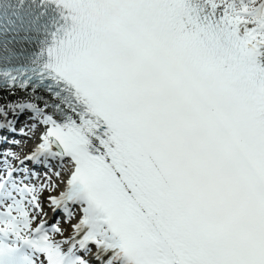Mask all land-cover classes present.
<instances>
[{
  "label": "snow or ice",
  "instance_id": "6c2138e0",
  "mask_svg": "<svg viewBox=\"0 0 264 264\" xmlns=\"http://www.w3.org/2000/svg\"><path fill=\"white\" fill-rule=\"evenodd\" d=\"M0 50V83L53 101L0 129L45 125L25 159L67 162L49 200L80 209L68 240L33 228L3 152L0 264H264V0H0Z\"/></svg>",
  "mask_w": 264,
  "mask_h": 264
},
{
  "label": "bare ground",
  "instance_id": "6f19581e",
  "mask_svg": "<svg viewBox=\"0 0 264 264\" xmlns=\"http://www.w3.org/2000/svg\"><path fill=\"white\" fill-rule=\"evenodd\" d=\"M23 90L22 89H8V90H4V91H0V105H7L9 104L10 102H19V101H28L31 99V102H34V103H37L38 105H40L41 107H43V104L44 102L40 101V100H36V99H32L33 95L31 93H27V92H22ZM47 114H50L52 115L51 113H49L47 110H46ZM32 114L29 112V111H25L23 114H20V115H14L13 112L11 110H8V115H7V120H10L15 123H19V122H22V123H25L29 129H32L34 130V134L35 136H31L33 138V144H39L41 141H40V136L41 134L44 132L45 130V125H43L42 123H40V121L37 119V120H32V119H29V117L31 116ZM5 118L3 116H0V122L3 121ZM35 124L36 127L33 129L32 128V125ZM31 137L27 138V139H31ZM17 151L19 152H25L27 151V155L29 154V151L30 149L27 148L26 145H23L21 147H17L16 148ZM33 152V151H32ZM26 157V156H25ZM10 159V157H9ZM41 159L44 161V158L41 157ZM23 161H25V159L23 158ZM48 165H51L52 163L54 165H57L58 166V170L60 172V175L59 176H62L61 178V183H62V186L60 188V190L56 193V194H53V196L55 197H58L59 194L64 191L65 189V182L68 178V171H67V168L70 167V165L65 162V168H61V165H60V161L58 159H49L47 161ZM49 200V198H46V197H42V200L44 201L43 204V212H46L48 211V208L50 206H48V203L46 202V200ZM51 201V200H49ZM53 204V203H52ZM54 207L58 208L59 206L53 204ZM69 206H72L73 209L71 210L74 215L72 216L71 219H67L66 221H61L60 225L58 226V228L61 229L60 232H57V231H54L56 234H58L59 237L57 238H54L53 241H64V240H68L72 235H69V236H60L62 235V233L64 232H71L73 233L72 231V228H71V224L73 223H76L78 222V219H79V216H80V209H79V206L78 205H73L71 203H69L68 207ZM62 209L61 210H64L63 206H61ZM60 208V207H59ZM56 217V215L54 216ZM51 222H47L45 223L44 225H50ZM67 228H69V230H66ZM63 248L67 249V247L69 246L68 244H62L61 245Z\"/></svg>",
  "mask_w": 264,
  "mask_h": 264
},
{
  "label": "rangeland",
  "instance_id": "374dc122",
  "mask_svg": "<svg viewBox=\"0 0 264 264\" xmlns=\"http://www.w3.org/2000/svg\"><path fill=\"white\" fill-rule=\"evenodd\" d=\"M56 191H57L56 186H51V184H49L48 187L45 189L43 196H45L46 198H49L50 196H53L54 192H56ZM46 202H48V200ZM66 230H69V228H67ZM70 233L71 232H64V233H62V235L63 236H69Z\"/></svg>",
  "mask_w": 264,
  "mask_h": 264
}]
</instances>
